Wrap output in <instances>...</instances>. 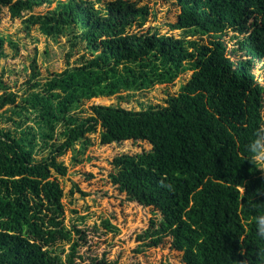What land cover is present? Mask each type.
Instances as JSON below:
<instances>
[{
    "label": "trees",
    "instance_id": "obj_1",
    "mask_svg": "<svg viewBox=\"0 0 264 264\" xmlns=\"http://www.w3.org/2000/svg\"><path fill=\"white\" fill-rule=\"evenodd\" d=\"M44 1L0 0V61L11 44L1 28L4 10L22 17ZM172 4L178 13L165 32L131 31L144 25L149 8L132 0H66L29 17L45 35L67 37L71 48L62 72L32 81L26 95H0V109L13 106L15 125L0 126V264H74L81 257L85 233L65 224L66 193L54 175L68 173L60 158L70 150L78 153L76 164L82 160L99 128L102 145H152L116 156L112 180L129 200L160 213L155 244L172 238L185 264H237L245 258L241 249L256 264L264 248L255 225L264 215V172L250 171L246 158L264 125V86L254 72L264 62V0ZM229 32L242 35L232 48ZM188 72L166 105L84 107L94 98L174 84ZM75 192L87 195L78 184ZM103 222L112 229L109 219ZM62 242L71 243L66 260L58 251Z\"/></svg>",
    "mask_w": 264,
    "mask_h": 264
},
{
    "label": "rangeland",
    "instance_id": "obj_2",
    "mask_svg": "<svg viewBox=\"0 0 264 264\" xmlns=\"http://www.w3.org/2000/svg\"><path fill=\"white\" fill-rule=\"evenodd\" d=\"M60 1L66 0H45L35 6L34 10H26L22 17H12L8 8L4 10L1 28L11 44H8L6 54L0 61V83L4 84L0 88V95L5 92L26 95L32 91V81L44 82L54 72H62L68 66L67 53L71 47L67 37L55 39L47 36L40 29L41 22L28 20L32 14L46 15ZM132 1L149 6L144 25L135 24L130 28L134 32L145 33L156 28L165 32L168 29L165 23L175 19L178 13L172 4L173 0ZM96 6L102 7L100 4ZM241 37L236 32H229L225 39L232 48ZM204 41L207 42V39ZM77 57L70 58L71 64H74ZM254 72L264 86L263 61L257 62ZM190 76L191 72H188L180 76L174 84L157 85L149 91L123 92L111 97L94 98L84 107L103 104L139 110L149 105H166V99L177 94ZM12 107L8 105L0 109V126L15 127L13 121H9ZM88 114L83 113L84 116ZM60 127H57V132ZM90 138L92 145L79 155L82 160L76 164L74 157L78 153L70 150L60 158L68 165V173L65 176L54 175L66 193L63 198L65 224L68 227L81 228L85 233V239L81 240L78 248L81 257H77L74 264H98L101 261L106 264H185L182 253L173 248L172 238L166 237L160 243H154L158 221L161 219L160 213L150 206L129 200L127 193L122 192L112 180V162L116 156L149 151L152 145L142 140L102 145L100 128ZM79 148L80 144L77 145V150ZM45 154L46 152L38 157ZM75 184L87 195L82 196L78 192L72 195L71 189ZM105 219L110 220L112 229L104 225ZM70 246L71 243L68 242L58 245V251L65 260Z\"/></svg>",
    "mask_w": 264,
    "mask_h": 264
},
{
    "label": "clouds",
    "instance_id": "obj_3",
    "mask_svg": "<svg viewBox=\"0 0 264 264\" xmlns=\"http://www.w3.org/2000/svg\"><path fill=\"white\" fill-rule=\"evenodd\" d=\"M247 151L250 155L246 158L252 165L254 171L256 169L264 172V125H261L254 134V139L247 145ZM237 190L241 193H245V185H237ZM256 233L264 240V215L257 216L255 218ZM245 258L237 261V264H253V258H250L243 249L239 253ZM256 264H264V248L257 250L255 254Z\"/></svg>",
    "mask_w": 264,
    "mask_h": 264
}]
</instances>
